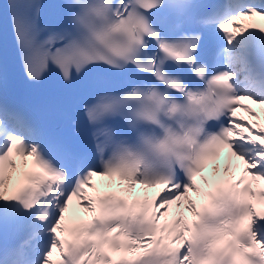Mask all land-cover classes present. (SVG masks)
<instances>
[{
	"label": "snow or ice",
	"instance_id": "1",
	"mask_svg": "<svg viewBox=\"0 0 264 264\" xmlns=\"http://www.w3.org/2000/svg\"><path fill=\"white\" fill-rule=\"evenodd\" d=\"M44 7L7 0L0 24L29 82L88 78L77 110L90 151L69 149L0 98V264H264V214L241 198L256 195L251 187L239 188L245 176L264 181V127L241 103L264 106V27L250 23L264 18V0H61L50 5L54 24L41 23ZM225 149V176L232 157L243 174L205 192L210 204L198 209L189 193H201L197 176L209 164L219 171ZM13 154L34 170L9 190ZM94 177L118 178L126 193L157 191L131 204L97 197ZM74 199L91 219L69 226ZM173 205L195 219L178 213L160 225ZM109 250L142 251L113 259Z\"/></svg>",
	"mask_w": 264,
	"mask_h": 264
},
{
	"label": "bare ground",
	"instance_id": "2",
	"mask_svg": "<svg viewBox=\"0 0 264 264\" xmlns=\"http://www.w3.org/2000/svg\"><path fill=\"white\" fill-rule=\"evenodd\" d=\"M257 122H264V114H263V113H260V114H259V120H257ZM189 196H190V194H189ZM182 207H183V206H182ZM173 209H174V205L171 206V210H170V212H171Z\"/></svg>",
	"mask_w": 264,
	"mask_h": 264
}]
</instances>
